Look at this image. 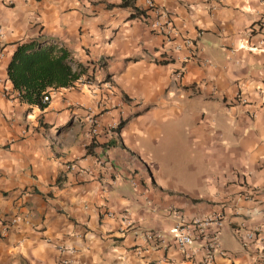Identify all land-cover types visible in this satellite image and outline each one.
<instances>
[{"label":"crops","instance_id":"crops-1","mask_svg":"<svg viewBox=\"0 0 264 264\" xmlns=\"http://www.w3.org/2000/svg\"><path fill=\"white\" fill-rule=\"evenodd\" d=\"M123 1L0 0V264H264V0H154L163 29ZM39 34L92 75L45 110L7 73Z\"/></svg>","mask_w":264,"mask_h":264},{"label":"trees","instance_id":"trees-1","mask_svg":"<svg viewBox=\"0 0 264 264\" xmlns=\"http://www.w3.org/2000/svg\"><path fill=\"white\" fill-rule=\"evenodd\" d=\"M132 0H124L119 6H128ZM146 10L135 8L132 17L146 15ZM39 34L29 39L16 42L11 62L8 65V77L13 88L18 92L21 102L45 110L52 96L61 88L75 87L78 83L90 82V67L76 61L73 53L60 43ZM46 127L47 124L41 120ZM127 120H121L117 130L121 131Z\"/></svg>","mask_w":264,"mask_h":264},{"label":"built area","instance_id":"built-area-1","mask_svg":"<svg viewBox=\"0 0 264 264\" xmlns=\"http://www.w3.org/2000/svg\"><path fill=\"white\" fill-rule=\"evenodd\" d=\"M147 10H146V19L150 20L151 26L153 28L157 29H163V24L160 21V16L163 15L164 8L162 5L157 4L154 0H146L145 2ZM184 43L186 46H192L193 42L190 39H185ZM181 45H176L175 50H180ZM177 77H180L179 74H176ZM112 87V84L109 83V88ZM45 100L50 101V97H45ZM245 98H241L240 102H245ZM74 168V166H73ZM111 215V212L109 213ZM19 216H10V217H4L0 220V232L6 233L7 230H9L10 227L17 224L20 221ZM125 222H128V219L125 218ZM212 223H216L219 226H223L224 219L223 218H202V219H195L192 222H184L182 221L179 225L175 226L171 229L170 234L174 237V240L179 244V246L186 251L189 246H191L194 243L193 238V232L194 230H199L202 232H205L211 227ZM148 240L151 241H160L165 236L164 233L161 232H152L147 231L146 235ZM246 240H249L253 238V232H248L246 236L244 237ZM219 249V245L217 242L216 237H212L209 239L208 245H207V256L206 261L211 262L216 258L217 253Z\"/></svg>","mask_w":264,"mask_h":264},{"label":"rangeland","instance_id":"rangeland-1","mask_svg":"<svg viewBox=\"0 0 264 264\" xmlns=\"http://www.w3.org/2000/svg\"><path fill=\"white\" fill-rule=\"evenodd\" d=\"M52 99H53V95L51 96V100L50 101H52ZM60 124H64L63 122H61ZM56 133H57V131L53 128V129H51V130H49V134L52 136V137H56Z\"/></svg>","mask_w":264,"mask_h":264}]
</instances>
